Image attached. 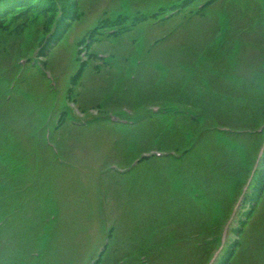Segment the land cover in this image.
Listing matches in <instances>:
<instances>
[{"label":"rangeland","instance_id":"rangeland-1","mask_svg":"<svg viewBox=\"0 0 264 264\" xmlns=\"http://www.w3.org/2000/svg\"><path fill=\"white\" fill-rule=\"evenodd\" d=\"M81 1L76 3L77 12L74 13L70 8L66 16V46L62 44L49 55V65L53 67L50 69L57 81L70 76L68 66L73 72L80 69V61L68 63L72 57H76L77 50V55L86 51L83 49L84 44L79 43L88 42L87 28L95 23L102 10H108L112 3V7L120 8L114 0ZM124 7L128 10L127 3H124ZM68 8L69 3L66 5ZM157 8L153 2H148L144 13L152 14ZM219 12L217 4L210 11L216 20ZM134 16L135 12L130 14V18ZM227 20L230 21L228 32L210 37L220 49L219 63L221 65L222 58V68L218 65L212 67L209 62H204L203 66L202 60L209 61L212 57L205 56L200 60L195 50L201 53L202 47L194 48L188 44L189 47L184 48L185 45L176 42L175 38L165 44L162 51H154L149 43L150 37L158 32L163 33L165 28H148L146 23L136 24L131 33L110 36L98 45L93 43L94 48L89 50L109 55V64L102 68L101 80L96 79L92 72L85 73L81 94L75 96L76 93L72 92V95L80 101L82 97L86 106H101L98 110L90 109V115L130 113V120L134 122L126 128H111L96 126L92 117L80 115L81 120L76 117L78 124L93 121L89 123L92 126L78 130L66 125L54 134L53 143L62 147L60 150L64 153V162L59 163L54 155L49 157L45 154L41 171L43 176L35 186L28 184L35 179L33 173L26 174L30 169L33 172L35 166L40 164L36 161L38 156L32 145L34 140L30 139L33 136L38 138L43 123L54 108L53 95L43 80L42 85L39 82L32 84L36 80L41 81L40 75L24 74L25 70L21 67L0 70V75L3 77L4 74L6 78V84L0 86V121L7 124L8 116L16 109L14 122L9 125V130L8 126L5 127L12 141L5 145L2 152L6 153H2L1 157L8 160L13 153L21 154L17 146L25 144L23 155L28 163L23 165V184L17 187L22 191V197L26 195L27 200L35 197L39 203L37 212L32 209L24 211L25 202H22V197L18 199L21 203L18 205L23 209L20 217L0 234V264H29L28 261H32V255L37 251L43 253L37 255L46 264H94L100 252L103 259L98 264H120L127 257V264H140L135 257L136 252L139 255L147 254L143 257L144 264L208 263L211 255H207V247L200 245L199 241L206 242L216 225L221 227L228 222L231 208L237 203L241 192H238V185L242 182L233 178L244 177L247 166L243 156L247 158L250 152L256 151L255 140L264 137V51L250 42L240 41L241 33L234 30L235 20L231 14L223 18V23ZM193 24L189 22L188 29ZM214 24L211 18L208 23L199 20L192 30V41L209 34V27ZM257 27H249L246 33L251 34L253 30L256 33ZM49 30L39 31L36 40L41 42L38 35ZM9 42L5 41L10 47L12 44ZM210 47L204 44V49L210 50ZM182 48L187 50L179 70L168 59L160 64L162 66L154 59L157 54L168 56ZM27 54L28 57H22V54L16 53L15 63L20 59L27 62L28 58H34L36 50L32 49ZM174 60L178 61V57ZM0 64L8 66L10 61L2 57ZM209 71L215 74L209 75ZM23 76L22 81L26 83L29 80L30 88H33V91L28 90L30 94L27 98L31 101L28 107L22 104L23 99L18 95L13 100ZM226 79L238 92L227 97L232 99V104L224 102L225 93L221 87L226 86ZM203 83L208 88L189 92L188 98L202 109V114L216 128L236 132V136L250 142L245 148L240 145L243 154L239 155L233 148L232 143L237 138L231 139L226 135L228 137L223 140L217 133L198 128L192 119L180 115L177 110L169 111L164 116L153 115L159 107L178 102L184 96V89ZM60 87H63L65 95L68 85L62 83ZM68 106L73 112L77 110L73 103ZM29 115L38 117L36 124V117L30 120ZM24 132L28 133L27 138ZM249 135L255 136V140ZM4 136L8 140V136ZM2 137L0 130V140ZM46 151L44 146L39 149L40 153ZM147 151L168 153L169 157L136 164L137 155ZM249 160L254 169L257 157L252 160L250 156ZM113 163H116L114 167L118 168L119 173H126L116 174L109 167ZM261 163L264 165V161ZM262 173L256 185L253 184L255 177L247 186L246 195L250 198L244 201L243 207L238 205V211L233 215L235 221L232 219L229 223V227L232 224L237 226L239 215L244 221L247 220L240 237L237 232L230 234L229 241L238 239L241 243L233 264H264ZM245 184L244 181L241 189ZM194 188L206 191L210 201L203 196L194 197L193 200L187 198L186 202H182L186 194L183 191L189 190L191 192L188 193L192 194ZM103 191H108V194L101 195ZM257 196H261L258 201L255 199ZM252 206L257 209L253 211ZM3 212L0 208V221L5 219ZM52 240V248H49ZM108 241L109 247L104 251ZM158 244L159 250H154Z\"/></svg>","mask_w":264,"mask_h":264},{"label":"trees","instance_id":"trees-1","mask_svg":"<svg viewBox=\"0 0 264 264\" xmlns=\"http://www.w3.org/2000/svg\"><path fill=\"white\" fill-rule=\"evenodd\" d=\"M37 1L38 5L34 6L33 2ZM198 0H132L130 3V6L128 9L130 11H127L128 14H123L120 12V10H117L116 7H112L115 9V13L112 15L111 20L107 21L110 22V26H117L118 31L114 33L113 35H116L117 37L122 36L124 34L131 33L135 25L138 23H146V26L148 28H160L164 27L165 31L160 34L155 33L150 37V42L154 41L152 48L154 51H162L163 48H165V44H167L169 41L171 42L173 38H175V41L178 43H182L184 48L189 47V40L191 38L190 28L188 29L187 24L189 22H199V20H210L215 19L214 13H210L211 8L215 6L216 4L219 6L220 12L218 14V22L221 20V13H225L227 17H229V14L233 17L235 21L234 23V30L241 33L240 41H250L251 43H254V41L260 43V47H264V1L261 2V0H200V2L197 4ZM80 2L81 0H0V63L1 58L4 57V59H9L10 64L8 66H4L3 64H0V70H12V69H18L19 66L15 64V55L16 53L22 54V57H28V52L32 49H37L38 46H35L36 44V35L41 29L43 32L45 30H48L50 27L48 26L50 21L52 20L53 13L51 12L53 8H55V3H57L60 6L61 9V16L56 23V30L51 35L50 39L46 41V43L43 44V46L37 51V54L40 57H45L46 60L49 59L50 53L53 51V49L59 44L60 40L64 37V39L68 36L67 29L68 27L66 25V16L70 11V8L75 13L77 12L76 3ZM148 2H153L156 6H158L157 10L152 14H145L144 13V7L145 4ZM204 3L203 7H198L201 3ZM69 3V8L66 9V5ZM114 3H118L120 5V9L122 7V4L124 3V0H114ZM215 4V5H214ZM113 5V3H112ZM38 8V10H34L33 8ZM41 8H43L41 10ZM109 10H105V14L107 15ZM135 12V16L133 18H130V14ZM173 12V13H172ZM51 13V15H50ZM167 14H170L169 16L165 17ZM43 20V22L40 24L39 28H36L33 30L32 33H30L29 28L36 24L37 21ZM103 21V20H102ZM218 22L215 23L214 26L209 27V33L205 34L203 38L197 41L198 47H202L204 49V44H209L211 41V36L214 34L217 30ZM6 25L4 26V24ZM101 23V17H98L97 24ZM258 25V27L255 29L257 30L251 34L246 33L249 27H254ZM159 26V27H158ZM99 27H89L87 28L88 34V42L81 41L79 44H84V46L88 49L86 50L85 59H81V65L78 73L74 74L71 77V81L79 84L80 78L88 72L95 71L96 73H102L103 67L108 65V61H105L104 59L99 60L97 53L95 50H89V48L99 41L100 37L96 34ZM244 29V32L242 33V30ZM64 31V32H63ZM25 32H27L25 34ZM179 34H182V37H179ZM112 35V36H113ZM166 35V36H164ZM177 36V38H176ZM91 37V40H90ZM242 37L245 39L242 40ZM257 37H263L262 41L256 40ZM11 41L12 45L9 47L8 44L5 43V41ZM206 40V41H202ZM187 43V44H185ZM11 49L9 52H7L8 49ZM182 48L181 51H177L174 54H170L168 56L164 54H157L158 57H185V50ZM211 49L208 50L206 48L203 50L206 54V56L213 57L214 60H217L219 57V53H217L219 50L217 48L210 47ZM18 50V52L15 53V51ZM264 51V50H263ZM197 54L200 53V51L195 50ZM37 55V56H38ZM40 66H42L45 69L52 68L49 65V61H44L42 59H37V64L34 65L31 63L30 60L27 61L26 66L24 67V74L28 73L30 75H40L41 70ZM43 77V76H39ZM33 78V77H30ZM98 80H101L100 78L95 77ZM24 79V76L21 78V81L18 82V86L16 87V91L14 93L15 96H13V100L17 98V95L23 99L22 104L27 103V98H25L24 94L21 92V88H30V82L27 80L26 83L22 81ZM43 80V78H42ZM38 81V80H36ZM6 84V78H1L0 75V86H4ZM33 88H30V90ZM67 98L72 99L75 101V103L78 105L79 109L82 111H86L88 107H84L85 105L83 102H80L78 99L75 98V96H78L80 92L75 91L72 88H68ZM73 93H76L75 96ZM12 100V101H13ZM188 97L183 98L181 101H190ZM11 101V102H12ZM17 104V102H14ZM82 103V104H81ZM80 104V105H79ZM97 106V105H96ZM16 110V109H15ZM10 114L9 121L7 124H4L0 121V130L3 133V135H7L5 127L11 125V123L14 122V112ZM11 113V112H10ZM75 118V115L66 110L63 107H57L54 109V114L52 116V134L55 132H58L61 128L64 127L65 124L68 123L71 118ZM194 123L197 124V126L200 125L199 121L192 120ZM105 123L106 127L111 128H117L122 127L126 128V126L117 124L114 125L110 122L109 119H106L102 121ZM70 128H75L74 125L70 124ZM199 128V127H198ZM1 146H5V142L2 143L0 141ZM4 153L1 152L0 155ZM147 162H155L158 161L156 157H153L152 159L146 160ZM263 169L258 173L257 178L255 179L254 185L258 183L259 174L262 172V179L264 180V165L262 166ZM3 177V180L0 181V191L4 193L12 192L13 189H11L8 185H4V183L10 179L11 175L8 174V165L5 164V162L0 160V178ZM261 179V178H260ZM259 179V181H260ZM14 184V183H11ZM264 185V184H263ZM261 193V191H260ZM188 196L190 199H192L191 195L189 193H186L182 202H186ZM16 197H20V194L17 193L13 196V199ZM250 196L248 195L246 199H249ZM261 198V196H257L255 199L258 201ZM8 200H0V207L2 206V203ZM30 207L29 203L25 204L24 210H28ZM253 207V206H252ZM21 212L20 207L14 206L12 209ZM27 208V209H26ZM253 211L257 209L256 206H254ZM11 210V207L8 208L7 212ZM248 215V214H247ZM242 215H239L236 220V225H231L230 227V234L237 232L238 236L240 237L243 234V227L246 223L241 218ZM241 218V219H240ZM235 221V220H234ZM11 225V221H8L5 225L0 227V233L4 232L6 230L5 227H9ZM217 239L215 238L212 241H209L205 243L204 245L207 247V255H212V251L216 247ZM240 241L238 239L231 240L226 243L224 246L222 252L218 256L215 264H233L234 263V257L237 255L238 250L240 248ZM210 258V257H209ZM209 260V259H208Z\"/></svg>","mask_w":264,"mask_h":264}]
</instances>
